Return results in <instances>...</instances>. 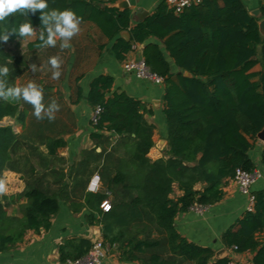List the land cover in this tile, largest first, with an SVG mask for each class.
<instances>
[{"label": "trees", "instance_id": "trees-1", "mask_svg": "<svg viewBox=\"0 0 264 264\" xmlns=\"http://www.w3.org/2000/svg\"><path fill=\"white\" fill-rule=\"evenodd\" d=\"M118 1L48 0L45 12L71 10L81 18L80 32L66 49L60 39L55 47L42 44L39 37L46 31L40 11L17 12L0 22V34L9 35L0 41V65L9 68L6 86L33 82L43 89L45 109L53 102L59 105L55 119L38 120L31 104L0 99V187L7 171L25 183L21 194L4 196L0 203V252L16 248L28 232L50 231L63 201L74 213L87 209L88 224L101 227L104 246L118 252L124 263L229 264V257L216 259L213 249L183 237L175 221L180 213L219 204L238 171H257L251 153L264 130L260 18L251 15L243 0H201L178 14L164 0L145 21L132 26L130 11L113 7ZM260 10L264 19V3ZM24 23L32 24L35 38L24 52L13 54L8 43L29 38L18 35ZM124 32L130 33V41L121 37ZM150 38L163 43L178 68L172 71L159 45L145 47L146 67L165 85L164 157H149L156 127L146 118L152 115L148 104L113 91L115 79L108 75L96 78L88 93L89 105L99 110L91 121L95 147L71 162L61 156L67 147L64 135L76 128L70 106L81 103L80 82L106 46L116 41L114 53L125 61ZM52 57L61 61L59 79H52ZM67 80L69 105L60 89ZM6 120L14 124H3ZM260 163L264 167V147ZM95 176L100 189L90 192ZM254 196V210L245 211L222 235V243L237 254H253L252 264H264V188ZM17 199L26 202L19 204V215H11L7 208ZM105 201L111 205L108 212L102 209ZM92 247L85 238L65 241L59 247L60 263L83 259Z\"/></svg>", "mask_w": 264, "mask_h": 264}, {"label": "crops", "instance_id": "crops-1", "mask_svg": "<svg viewBox=\"0 0 264 264\" xmlns=\"http://www.w3.org/2000/svg\"><path fill=\"white\" fill-rule=\"evenodd\" d=\"M124 1L126 0H119L113 7L120 10L128 9L130 11L131 24L135 26L152 15L158 5L164 0H130L129 8H120L119 5ZM243 1L251 12L260 10V4L264 3V0ZM261 16L258 17L260 18V22L264 20ZM121 37L123 36L121 35ZM115 42L112 41L106 46L100 58L89 69L87 76L80 82L84 94L81 103L77 106H70L71 112L75 117L76 128L73 133L64 136L67 141V147L65 149L69 147L70 137L80 136L75 140V147H72L73 155L63 156L62 152L65 149L60 152L61 156L70 162L78 159L82 151L95 147L90 138L94 131L91 126L94 110L88 103V93L91 83L102 75H108L115 79L113 91L125 92L129 96L148 104L152 115L146 118L150 124L156 127L154 136L155 147L151 150L149 157L152 160L160 159L164 157L168 148V129L163 112L165 85H157L147 79H140L124 70V65L131 59L143 58V51L146 46L157 44L164 50L163 43L158 39L150 38L144 45L134 47V50L127 55L125 61H119L114 53ZM164 53L171 64L172 71L175 73L178 72V68L169 58L165 50ZM64 86L67 87V93L62 92V94L64 95L65 102L69 105L71 89L68 80L62 83L61 87ZM158 113L161 115L160 117H158ZM150 118H154V120L152 121ZM157 118L161 119V126L156 124L155 121ZM263 147L261 146V151ZM98 152H100V149H98ZM259 165L261 166L260 159ZM7 172L15 174L10 171ZM262 179L255 184L254 191L264 188V177ZM21 184V188L16 189L13 187V184L2 180L0 203L4 204V196L21 194L25 189V183L22 181ZM25 202V200H22L20 204ZM246 204V197L241 193L236 183L232 181L226 186L225 197L219 204L208 208H196L190 212L180 213L176 218L175 226L177 231L187 240L199 246L213 249L216 255L218 252L225 250L223 258L233 256L243 264H252L253 254H232L230 250L224 248L222 243V235L242 217L246 211ZM87 216V209H83L80 213H74L67 203L61 201L60 211L53 219L51 230L39 235L34 232H28L24 240L16 248L0 252V264H61L59 260V247L65 241L74 238H85L94 242L97 239H102L101 227L89 225L86 219ZM116 254L117 256L114 259H107L106 257L105 264H139L124 263L119 259V253L116 252Z\"/></svg>", "mask_w": 264, "mask_h": 264}, {"label": "clouds", "instance_id": "clouds-1", "mask_svg": "<svg viewBox=\"0 0 264 264\" xmlns=\"http://www.w3.org/2000/svg\"><path fill=\"white\" fill-rule=\"evenodd\" d=\"M48 8V0H0V22L5 21L11 14L20 12L35 14L40 11V20L45 28V33L40 34V40L46 47H55L57 38L60 39L61 48L70 47L71 39L80 32L81 18L71 10L52 9L48 12L44 10ZM15 32V31H14ZM17 34V32H15ZM36 34L31 23H24L19 26L18 35L21 38L31 37ZM9 35L0 34V41H7ZM52 69V79H59L61 72L59 71L61 61L58 57L49 59ZM33 71H36V65H32ZM9 74V68L6 65H0V99L3 100H23L31 104L34 108V115L38 120L45 117L48 120L55 119V113L59 110V105L53 102L47 109L42 103L43 89L33 82H29L22 87L6 86L4 78Z\"/></svg>", "mask_w": 264, "mask_h": 264}, {"label": "built area", "instance_id": "built-area-1", "mask_svg": "<svg viewBox=\"0 0 264 264\" xmlns=\"http://www.w3.org/2000/svg\"><path fill=\"white\" fill-rule=\"evenodd\" d=\"M130 2V0H126ZM167 5L173 9L177 14L181 13L184 9L191 7L193 5H197L201 2V0H165ZM124 70L127 73H132L136 77L140 79H147L154 84L162 85L164 84L161 78L150 73L148 68L145 65L144 59L139 58L137 60H130L124 65ZM99 114V110L94 112V116L92 120H95L96 115ZM257 172L254 174H248L246 172L238 171L234 182L238 186L241 193L247 199L246 211L252 212L254 210L255 204V196H254V186L261 179ZM100 189V179L98 176H95L90 185V192H97ZM102 209L105 212H108L111 209L110 202L105 201L102 204ZM231 253H235V251H231ZM107 256V249L104 246L102 239H97L93 242V247L90 250L89 254L83 259L77 261H68L65 264H105ZM230 263L229 264H243L239 259L229 256Z\"/></svg>", "mask_w": 264, "mask_h": 264}, {"label": "rangeland", "instance_id": "rangeland-1", "mask_svg": "<svg viewBox=\"0 0 264 264\" xmlns=\"http://www.w3.org/2000/svg\"><path fill=\"white\" fill-rule=\"evenodd\" d=\"M34 39V35L33 36H31V37H29L27 40H25V41H21V42H14V43H8V48H9V50L13 53V54H17V53H22V52H24L25 50H26V48H27V44H28V42H30L31 40H33ZM138 58H133L132 60H137ZM260 70V66H257L256 67V69H255V71H259ZM162 85H164V84H162ZM61 86H62V84H61ZM60 86V89H61V92H66L67 93V87L66 86H64V87H61ZM161 115H159V113H158V117H160ZM93 119V118H92ZM150 120H154V118H150ZM156 124L158 125V126H161L162 125V121H161V119L160 118H157L156 119ZM3 124H11V125H13L14 124V122L13 121H11V120H6ZM15 129H16V132H20V130H21V127H17V126H15ZM65 136V135H64ZM80 136H73V137H70V142H69V147H68V149H65V150H63V152H62V155L64 156H69V155H73V151H72V147H75V140L77 139V138H79ZM261 146H264V142L263 141H261V140H257V142H256V144H255V147H254V150L252 151V153H251V156H252V158H253V160L256 162V163H258L257 164V166H258V169H257V173L259 174V176H261L262 178L264 177V167H262V166H260L259 165V159H260V154H261ZM13 173V172H12ZM261 178V179H262ZM260 179V180H261ZM4 182H9V184H13V187H15L16 189H20L21 187L20 186H22V179H21V177H20V175H18V174H10V173H4V176H3V179H2ZM263 180V179H262ZM21 184V185H20ZM20 200L19 199H17V200H15L12 204H11V206H9L7 209H8V213L9 214H11V215H19V204H20ZM247 205V204H246ZM246 210V209H245ZM115 256H117V254H116V252H113V251H108L107 250V259L108 258H116Z\"/></svg>", "mask_w": 264, "mask_h": 264}, {"label": "water", "instance_id": "water-1", "mask_svg": "<svg viewBox=\"0 0 264 264\" xmlns=\"http://www.w3.org/2000/svg\"><path fill=\"white\" fill-rule=\"evenodd\" d=\"M120 8H129L130 7V3L128 1H124L122 2L120 5H119ZM251 15L255 16V17H260L261 15V10H255L253 12H251ZM147 17V16H146ZM259 27H260V31H261V34L262 36L264 37V20H262L260 23H259ZM122 36L127 40V41H130L131 40V36H130V33L129 32H124L122 33ZM186 76H190L189 73H186L185 74ZM258 139L263 141L264 142V130L262 132H260L258 134ZM164 142V141H163ZM225 253V250H222L221 252H218L217 255H216V259H221L223 258V255Z\"/></svg>", "mask_w": 264, "mask_h": 264}]
</instances>
